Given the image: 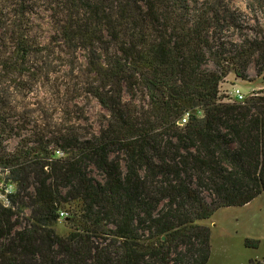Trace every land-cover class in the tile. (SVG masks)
Listing matches in <instances>:
<instances>
[{
  "label": "trees",
  "instance_id": "1",
  "mask_svg": "<svg viewBox=\"0 0 264 264\" xmlns=\"http://www.w3.org/2000/svg\"><path fill=\"white\" fill-rule=\"evenodd\" d=\"M45 1L53 43L109 117L99 131L33 138L14 132L0 102V264H207L200 221L264 191V93L231 101L220 90L252 65L264 78V27L225 35L240 24L224 0ZM25 3H12L17 16ZM31 34L21 30L18 57L34 52Z\"/></svg>",
  "mask_w": 264,
  "mask_h": 264
},
{
  "label": "rangeland",
  "instance_id": "2",
  "mask_svg": "<svg viewBox=\"0 0 264 264\" xmlns=\"http://www.w3.org/2000/svg\"><path fill=\"white\" fill-rule=\"evenodd\" d=\"M16 1L3 0V9L0 10V24L6 27L0 29V66H5L0 67L3 118L14 127L17 135L33 138L37 137L33 134L37 131L46 134L47 139L58 137L68 128L84 132V126L99 131L109 117V111L87 95L77 78V71L71 72L66 49L62 52L60 44L53 43L54 29L51 13L47 10L48 3L45 0H26L27 12L21 17L14 11L20 8L12 4ZM223 5L239 16L240 24V30L233 34L226 31L225 35L239 40V34L253 36L264 27V13L259 4L254 7L251 0H224ZM19 23L26 25L20 27ZM24 27H31L30 38L35 48L26 59L13 53L16 39ZM79 57L82 60V55ZM249 74V79H242L231 72L221 83V93L226 94L236 87L245 96L264 93V78L256 74L253 65ZM19 138L15 136L6 141L9 151L14 149ZM0 178V199L9 203L4 199L6 191L1 190L5 188L6 172L1 173ZM13 187L10 184L6 190ZM200 223L211 230V256L207 264H264V191L244 206L219 208ZM57 230L64 234L69 228L60 222ZM247 238L260 240L259 247L246 246Z\"/></svg>",
  "mask_w": 264,
  "mask_h": 264
},
{
  "label": "built area",
  "instance_id": "3",
  "mask_svg": "<svg viewBox=\"0 0 264 264\" xmlns=\"http://www.w3.org/2000/svg\"><path fill=\"white\" fill-rule=\"evenodd\" d=\"M226 96H227V99L228 100H231V101H233V100H244L245 99V95L243 94V92L241 91V89L240 88H238V87H236L234 90H230V91H227L226 92V94H225ZM187 118H188V115L185 117V118H183L182 119V123H185V122H187ZM11 190H8L7 189V192H10ZM4 199H5V201H8V198H7V196H6V193L4 194ZM9 202V201H8ZM6 204H8V203H6ZM67 215V213L66 212H61V217H65Z\"/></svg>",
  "mask_w": 264,
  "mask_h": 264
},
{
  "label": "water",
  "instance_id": "4",
  "mask_svg": "<svg viewBox=\"0 0 264 264\" xmlns=\"http://www.w3.org/2000/svg\"><path fill=\"white\" fill-rule=\"evenodd\" d=\"M182 124V122H180Z\"/></svg>",
  "mask_w": 264,
  "mask_h": 264
}]
</instances>
